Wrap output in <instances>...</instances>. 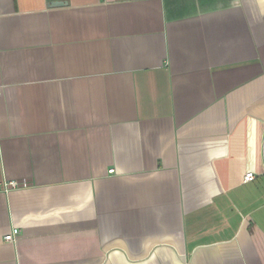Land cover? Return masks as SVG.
I'll return each instance as SVG.
<instances>
[{"label": "crops", "instance_id": "crops-1", "mask_svg": "<svg viewBox=\"0 0 264 264\" xmlns=\"http://www.w3.org/2000/svg\"><path fill=\"white\" fill-rule=\"evenodd\" d=\"M0 92V264H264V0H0Z\"/></svg>", "mask_w": 264, "mask_h": 264}, {"label": "built area", "instance_id": "built-area-1", "mask_svg": "<svg viewBox=\"0 0 264 264\" xmlns=\"http://www.w3.org/2000/svg\"><path fill=\"white\" fill-rule=\"evenodd\" d=\"M1 94L2 93L0 92V96ZM110 173H113V170H111ZM255 177L256 176L253 173H248L243 177V183L247 184V183L253 182L255 180ZM16 186L17 185L15 183H12L10 185L4 184L3 191L8 192L9 187L16 188ZM17 238L18 236L15 234V232L12 231L10 234L5 236L4 241L8 243H13L15 242V240H17Z\"/></svg>", "mask_w": 264, "mask_h": 264}]
</instances>
